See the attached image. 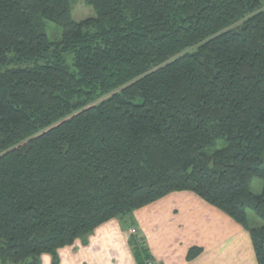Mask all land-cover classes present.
<instances>
[{
    "label": "trees",
    "instance_id": "16d2710c",
    "mask_svg": "<svg viewBox=\"0 0 264 264\" xmlns=\"http://www.w3.org/2000/svg\"><path fill=\"white\" fill-rule=\"evenodd\" d=\"M85 1L95 16L77 21L71 0H0V264H59L60 247L115 217L129 230L181 190L246 227L264 264L248 216L264 220L262 0ZM129 244L156 264L141 232Z\"/></svg>",
    "mask_w": 264,
    "mask_h": 264
},
{
    "label": "crops",
    "instance_id": "0c3cea01",
    "mask_svg": "<svg viewBox=\"0 0 264 264\" xmlns=\"http://www.w3.org/2000/svg\"><path fill=\"white\" fill-rule=\"evenodd\" d=\"M131 222L156 264H259L250 231L191 190L170 192L135 209ZM129 235L120 218H111L86 238L60 247L59 264H138ZM194 247L200 253L190 258ZM52 262L50 253L40 256V264Z\"/></svg>",
    "mask_w": 264,
    "mask_h": 264
},
{
    "label": "rangeland",
    "instance_id": "374dc122",
    "mask_svg": "<svg viewBox=\"0 0 264 264\" xmlns=\"http://www.w3.org/2000/svg\"><path fill=\"white\" fill-rule=\"evenodd\" d=\"M71 3H72V15L75 20L80 21L87 17L95 16L94 8L91 5H89L85 0H71ZM262 3L264 4V0H262ZM235 26L236 25H234L233 27ZM45 30L51 41L57 42L62 39L63 26L55 23L54 21L46 20ZM66 61L69 65L72 66L73 60L71 54L66 57ZM6 67H9V65L0 66V70L5 69ZM101 100L102 98L96 100L95 102L97 103ZM263 183L264 182L261 178H257V177L253 178L250 183L251 190L254 193H261L263 189ZM248 216H249L250 225L252 226L264 225V220L260 218L252 209H248ZM256 220L257 223L260 224H256L255 222Z\"/></svg>",
    "mask_w": 264,
    "mask_h": 264
},
{
    "label": "built area",
    "instance_id": "2783aa9c",
    "mask_svg": "<svg viewBox=\"0 0 264 264\" xmlns=\"http://www.w3.org/2000/svg\"><path fill=\"white\" fill-rule=\"evenodd\" d=\"M137 232V228L136 227H130V229H129V233L130 234H134V233H136ZM147 264H153V262L152 261H150V262H148Z\"/></svg>",
    "mask_w": 264,
    "mask_h": 264
}]
</instances>
